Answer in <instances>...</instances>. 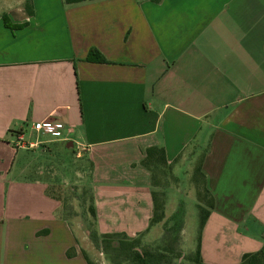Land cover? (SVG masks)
<instances>
[{"label":"crops","instance_id":"crops-1","mask_svg":"<svg viewBox=\"0 0 264 264\" xmlns=\"http://www.w3.org/2000/svg\"><path fill=\"white\" fill-rule=\"evenodd\" d=\"M57 1L0 4V264H88L30 160L64 144L90 165L99 235L159 227L164 189L143 162L164 149L213 197L203 257L264 248V0ZM45 120L64 133L35 132ZM175 211L166 202L165 222Z\"/></svg>","mask_w":264,"mask_h":264},{"label":"rangeland","instance_id":"rangeland-1","mask_svg":"<svg viewBox=\"0 0 264 264\" xmlns=\"http://www.w3.org/2000/svg\"><path fill=\"white\" fill-rule=\"evenodd\" d=\"M25 1V3H31V0ZM2 3H24V0H0V4ZM51 3L60 2L51 0ZM63 150L64 154L59 155L58 152L54 154L56 159H30L35 162L33 170L43 172L44 176L40 177L50 184V191L55 194L56 201L61 203L63 216L70 221L73 232L83 243V254H86L92 264H112V257L115 253L112 250L106 251L103 242L101 245V239L95 234L97 230L91 211L93 194L90 165L87 159L76 157V145L69 147L68 144H64ZM179 169L177 173H172L170 169L159 167L155 170V176L157 182L163 186L168 207L171 208L174 203L176 211L180 210L184 219V226L177 229L180 232V238L175 246L176 251L182 254L174 255L171 264H194L190 260V255L195 253L199 242L200 210L198 205L202 194H198L201 189L198 186L199 176L196 171L189 179L186 166L180 165ZM164 222L165 220L158 224L159 227L153 228L150 233H143L137 237L140 248L150 249L153 252L162 250L164 239L168 235ZM172 235L175 236L176 233ZM223 254L224 249L221 246L218 251L216 249H211L210 253L207 251L205 257L201 253V259L205 264H236L235 260H216V258H222ZM73 255V250L67 252L68 257L72 258ZM122 264L131 263L123 262Z\"/></svg>","mask_w":264,"mask_h":264},{"label":"trees","instance_id":"trees-1","mask_svg":"<svg viewBox=\"0 0 264 264\" xmlns=\"http://www.w3.org/2000/svg\"><path fill=\"white\" fill-rule=\"evenodd\" d=\"M98 0H63L66 5H76L81 3L94 2ZM155 3H159L161 0H151ZM5 18V17H4ZM6 21V19H5ZM88 61H95L98 63H106L105 59L98 54L96 51H91L88 57ZM154 152V151H153ZM157 159H152V150L148 151L147 158L144 160V165L147 167H154V171L159 167L166 168V159L164 149H156ZM196 174L200 176L201 168L196 170ZM203 177V175H202ZM204 179V177H203ZM200 180L198 186L201 190L198 191V194H202L199 197V210H200V225H199V242L196 247L195 253L190 255V260L194 264H205L201 259V239L202 232L205 228V225L209 219L211 211L214 209V200L211 195L206 191L205 188L201 187ZM203 184L205 181L203 180ZM153 202L154 210L153 217L151 219V226L160 224L165 220V193L164 192H155L153 193ZM93 217L95 219L96 213L94 206L91 208ZM184 226L183 214L180 210L175 211L172 217L164 222V228L168 234L164 239V246L162 250L158 252H153L150 249L140 248L138 238H129L125 235H98L101 239V245H103L107 250H112L115 255L112 257V264H122L123 262H130L131 264H171L174 255H179L180 252L176 251V243L179 240V230ZM172 233H176L175 236ZM141 236V235H139ZM182 253H180L181 255ZM88 264L92 262L88 259L86 254H84ZM240 264H264V248L259 252L253 254H245L242 257Z\"/></svg>","mask_w":264,"mask_h":264},{"label":"built area","instance_id":"built-area-1","mask_svg":"<svg viewBox=\"0 0 264 264\" xmlns=\"http://www.w3.org/2000/svg\"><path fill=\"white\" fill-rule=\"evenodd\" d=\"M33 130L37 132L38 134H46V135H52V136H60L64 133L65 127L53 123L50 120H45L39 123H35L33 125ZM25 145L24 143V135L23 134H18L17 139L15 141V146L17 148H21Z\"/></svg>","mask_w":264,"mask_h":264}]
</instances>
